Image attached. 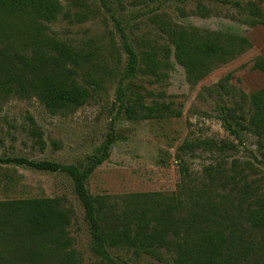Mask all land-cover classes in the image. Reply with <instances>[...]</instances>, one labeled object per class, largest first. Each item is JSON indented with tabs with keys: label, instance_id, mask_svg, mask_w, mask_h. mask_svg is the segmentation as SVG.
Masks as SVG:
<instances>
[{
	"label": "rangeland",
	"instance_id": "1",
	"mask_svg": "<svg viewBox=\"0 0 264 264\" xmlns=\"http://www.w3.org/2000/svg\"><path fill=\"white\" fill-rule=\"evenodd\" d=\"M59 1L63 12L50 25L51 33L77 50L93 53L77 80L84 84L92 77L100 85L89 103L73 112L51 114L37 98L5 101L0 111V158L87 166L113 134L116 141L109 160L86 186L93 197L106 198L117 213L134 194H177L185 177L190 190L200 191L209 183L211 169L232 175L237 167L252 186L264 191V129L238 128L237 136L223 121L225 109L239 107L249 119V97L264 88V72L253 70L264 58V26L259 23L264 20V0ZM117 22L141 59L133 78H125L129 60ZM174 26L197 29L202 35L243 37L250 48L192 85L165 33ZM166 48L171 49L169 59L164 56ZM148 53L155 55L156 75L147 71ZM135 103L169 104L181 115L164 119L139 115L130 120L124 108ZM136 109L141 110L139 105ZM205 140L235 148L224 153L181 149ZM33 198H60L73 214L68 251L78 264H103L93 252L84 208L69 176L0 164V202ZM110 252L121 264H173L174 257L165 250L161 259L127 249Z\"/></svg>",
	"mask_w": 264,
	"mask_h": 264
},
{
	"label": "trees",
	"instance_id": "2",
	"mask_svg": "<svg viewBox=\"0 0 264 264\" xmlns=\"http://www.w3.org/2000/svg\"><path fill=\"white\" fill-rule=\"evenodd\" d=\"M62 12L59 0H0V111L10 98H37L51 114L76 111L92 99L99 80L91 77L80 84L77 77L91 64L93 53L77 50L51 33L50 25ZM117 23L129 60L125 78H133L141 59ZM259 23L264 26V20ZM165 33L176 62L192 85L250 48L246 38L228 34L202 35L197 29L180 26L169 27ZM164 56L169 59L171 49L166 48ZM144 61L147 71L156 75L155 55L148 53ZM253 70L264 72V58ZM249 99V119L242 107L224 110V125L234 135L238 136V128L264 129V88ZM138 105L141 110L136 109ZM124 109L130 120L139 115L145 119L181 115L165 103H135ZM115 141V136L109 135L87 166L27 158H0V164L69 176L84 208L93 252L103 264H121L110 249H127L157 259L165 250L174 255L173 264H264V191L252 186L241 170L235 167L229 175L226 170L211 169L209 183L197 192L189 189L185 177L177 194L131 195L117 213L106 198L93 197L86 186L95 170L109 160ZM234 148L226 142L205 140L186 143L181 149L224 153ZM72 216L60 198L0 202V264H78L75 254L68 251Z\"/></svg>",
	"mask_w": 264,
	"mask_h": 264
}]
</instances>
